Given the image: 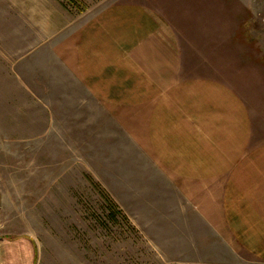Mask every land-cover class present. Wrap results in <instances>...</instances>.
<instances>
[{
    "label": "rangeland",
    "instance_id": "rangeland-1",
    "mask_svg": "<svg viewBox=\"0 0 264 264\" xmlns=\"http://www.w3.org/2000/svg\"><path fill=\"white\" fill-rule=\"evenodd\" d=\"M117 1L0 0V264H264L204 214L164 210L165 173L117 119L63 103L53 42ZM217 3L264 64V0Z\"/></svg>",
    "mask_w": 264,
    "mask_h": 264
},
{
    "label": "crops",
    "instance_id": "crops-1",
    "mask_svg": "<svg viewBox=\"0 0 264 264\" xmlns=\"http://www.w3.org/2000/svg\"><path fill=\"white\" fill-rule=\"evenodd\" d=\"M235 29L217 0H118L57 37L52 67L69 111L112 115L165 173L164 210L264 260V64Z\"/></svg>",
    "mask_w": 264,
    "mask_h": 264
}]
</instances>
